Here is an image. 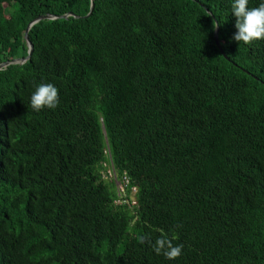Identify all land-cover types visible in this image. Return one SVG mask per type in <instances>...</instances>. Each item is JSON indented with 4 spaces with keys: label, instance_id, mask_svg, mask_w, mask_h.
Here are the masks:
<instances>
[{
    "label": "trees",
    "instance_id": "obj_1",
    "mask_svg": "<svg viewBox=\"0 0 264 264\" xmlns=\"http://www.w3.org/2000/svg\"><path fill=\"white\" fill-rule=\"evenodd\" d=\"M232 3L0 0V63L81 16L0 70V264H264V39Z\"/></svg>",
    "mask_w": 264,
    "mask_h": 264
},
{
    "label": "clouds",
    "instance_id": "obj_2",
    "mask_svg": "<svg viewBox=\"0 0 264 264\" xmlns=\"http://www.w3.org/2000/svg\"><path fill=\"white\" fill-rule=\"evenodd\" d=\"M232 15L235 17V28L232 39L239 43L251 44L255 40L264 39V2L256 7H249V0H233L231 5ZM219 24L213 22V28ZM59 104V90L52 83H40L36 86L30 97V107L34 111L44 108L55 109ZM136 191V190H133ZM176 236H169L161 230V235L153 243L149 239L152 249L156 254H162L169 260L177 259L182 254L183 245H174ZM144 242V237L140 238Z\"/></svg>",
    "mask_w": 264,
    "mask_h": 264
},
{
    "label": "water",
    "instance_id": "obj_3",
    "mask_svg": "<svg viewBox=\"0 0 264 264\" xmlns=\"http://www.w3.org/2000/svg\"><path fill=\"white\" fill-rule=\"evenodd\" d=\"M93 9H94V0H91L90 10H89L88 14H86L84 17H89L92 14ZM69 17L79 18L81 16H79V15L73 13V12H68V13L61 14V15H54V14H51V13H47V14L39 15L36 18H34L33 20H31L29 22L28 26H27L26 31H25V40H26V43H27V46H28V55H27V57H25V58L24 57L14 58L13 60L2 62V63H0V70H2L3 68H6L10 64H17V63L22 64V63H24L25 61H27L31 57V54H32V51H33V44H32V42H31V40L29 38V30L31 29V27L33 25L39 23L42 20L66 19V18H69ZM215 42H216L217 46L219 47V49L222 51V48H221V45H220L219 39H218V28H216V32H215Z\"/></svg>",
    "mask_w": 264,
    "mask_h": 264
},
{
    "label": "rangeland",
    "instance_id": "obj_4",
    "mask_svg": "<svg viewBox=\"0 0 264 264\" xmlns=\"http://www.w3.org/2000/svg\"><path fill=\"white\" fill-rule=\"evenodd\" d=\"M7 8H9V6H7ZM110 176L116 181V185H117V187H118V191H119V193L121 194V195H123V186H121V183L119 182L120 180L119 179H117L116 177H115V175L111 172L110 173Z\"/></svg>",
    "mask_w": 264,
    "mask_h": 264
}]
</instances>
